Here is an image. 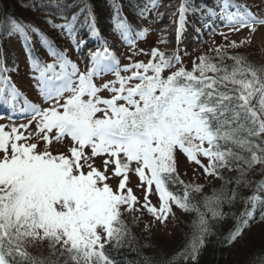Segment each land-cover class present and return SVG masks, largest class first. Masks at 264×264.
I'll list each match as a JSON object with an SVG mask.
<instances>
[{
    "label": "snow or ice",
    "instance_id": "obj_1",
    "mask_svg": "<svg viewBox=\"0 0 264 264\" xmlns=\"http://www.w3.org/2000/svg\"><path fill=\"white\" fill-rule=\"evenodd\" d=\"M159 7L160 0H145L138 18L153 11L159 16ZM190 12L204 18L194 29L198 39L205 27L217 35V20L227 28L219 32L224 42L213 40L190 69L179 48L171 55L139 48L136 42L150 27L128 22L116 4L114 30L128 47L123 64L101 36L87 0L71 18L61 13L63 23L43 21L79 49L85 41L76 39L75 24L87 14L100 46L89 50L83 70L41 27L7 21L4 31L23 41L38 96L28 99L14 81L19 65L0 58V105L27 120L0 123V264H118L109 246L120 247L130 234L125 217L133 224L150 217L144 224L149 230L153 222L176 219L174 208L196 214L186 243L170 257L145 258V264H195L213 222L226 216L225 204L243 205L226 243L253 225L264 226V64L238 51L264 29V0H215L211 7L180 0L178 41ZM33 36L47 59L37 54ZM160 43H166L163 37ZM141 55L147 60L135 59ZM189 169L197 179L201 174L224 183L194 201L191 194L203 185L182 178ZM256 175L260 179L251 178Z\"/></svg>",
    "mask_w": 264,
    "mask_h": 264
},
{
    "label": "trees",
    "instance_id": "obj_2",
    "mask_svg": "<svg viewBox=\"0 0 264 264\" xmlns=\"http://www.w3.org/2000/svg\"><path fill=\"white\" fill-rule=\"evenodd\" d=\"M175 1L177 2H175L177 5L180 2V0ZM47 2L48 0H0V40H2L0 41V58L4 59L9 66H12L13 64L19 65L18 74L21 71L26 72V68L18 62L17 57L13 53H10L11 51L3 50L5 41H9V35L4 31L6 23L14 17L32 18V15L29 14L24 16L25 13H31V11L59 17V10L49 6ZM97 2L98 0H95L89 5H95L98 7ZM140 2L141 0H119V6L122 8V13L125 16H128V22L132 23V19L138 18L136 17L137 8L140 5ZM192 2L198 7H211L214 5L215 0H192ZM86 15L87 14L85 13L84 15H80L78 18H85ZM34 16L35 21L38 20L40 23L42 18L36 15ZM94 16L96 27H101L100 29L105 33V35H107L108 28L114 27L112 23L109 26H106L108 23H103L104 25H101L102 23H100L98 15L94 14ZM89 22L90 21L87 20L82 25L87 27ZM36 25L39 26L38 24ZM80 27L81 22L76 23L75 31L80 29ZM66 42L69 43L71 40L67 37L63 40V38L58 35V45L61 44L59 46L60 48L63 49L62 45ZM35 47L37 54L42 58H45L46 51L42 53L40 46ZM239 52L245 54L249 61L254 64H264V52L263 57L260 56L259 58L255 55H250L247 50H240ZM228 63H231V61H228ZM13 76H15V74H13ZM21 78L23 77L21 76ZM223 174L226 177L235 176V173L226 171ZM251 178L258 180L260 179V176L256 175ZM218 181V186L211 188L209 192L203 190L201 193L193 192L191 194L193 200L200 201L204 195H211L213 189L220 188L224 183L219 179ZM243 191L245 195L250 194L248 190ZM242 209L243 205L238 201L232 206L227 204L223 206L222 211L226 213V216L219 221L213 222V229L211 233L205 237L204 246L199 251L195 264H250L253 260H256L258 264L259 258L264 257V235L260 237L259 234L255 233L257 231L256 228L260 225H253V227L248 230L241 239L237 240L233 244L225 242V237L235 223V214H238ZM175 213L176 219H171V226L168 227L166 231L169 236L163 234L160 235L159 233L155 234V231L152 229L144 233L139 232L137 226L131 222V218H127L126 221L129 224L130 234L123 239L120 247L113 248L109 246V251L112 256L116 258L118 264H145V258L159 260L166 256L170 257L180 251L190 235L189 225L196 214L194 212L183 213L179 209H175ZM46 254L47 253H45V255ZM177 264H185V261L180 259L177 261ZM187 264H193V262L189 260L187 261Z\"/></svg>",
    "mask_w": 264,
    "mask_h": 264
},
{
    "label": "rangeland",
    "instance_id": "obj_3",
    "mask_svg": "<svg viewBox=\"0 0 264 264\" xmlns=\"http://www.w3.org/2000/svg\"><path fill=\"white\" fill-rule=\"evenodd\" d=\"M175 2H176L175 0H166L167 7L161 8V9L159 8V13H160L159 16L156 15L155 11L154 13H152L151 15L152 21L146 20L144 22L145 27H150V31L148 32V34L146 35L144 39L138 40L136 43L139 48H144L145 51H150L152 47H159L160 50L165 51L166 54L168 55H171L173 52L177 50V48H179L184 66L190 69L191 61L201 52H207L209 45L212 43L213 40H215L217 43L224 42L222 37L219 35V32L221 31L227 32V28L223 27V25H221L220 22L217 20V23H215L214 25L217 35L215 36L211 35L209 28L207 29L206 27L202 30L201 38L198 39L196 33L194 32L195 28L190 29L187 26H182V30L180 33V39L178 41L176 28L179 26V23H178L179 14L177 13L178 5L176 4L177 2L176 3ZM249 2H251V0H249ZM256 2L258 3L259 0H256ZM167 13L169 15L166 16ZM28 14L33 15L31 13H25L24 16ZM190 36H192L193 38H191ZM161 37L165 39L166 43L157 44V41L160 40ZM231 38L236 39L235 36H232ZM84 39L85 37L82 38V40ZM107 41L112 47H114L112 48V51H114L118 56L121 57V63L122 64L127 63V60L125 59V54L128 52V47L121 41V38L120 39L115 38V43L113 44L109 40ZM95 46L96 48L100 46V40L97 39L95 36L91 35V37L85 42V44L78 49L79 51L77 50V52H75V54L72 57H70L74 62H76L79 65L81 70H83L85 67V61L88 56L89 50L90 49L93 50ZM185 49H187V53H188L187 55H184ZM240 50L241 51L247 50L250 53V55L252 56L255 55L258 58L260 56L263 57L264 29H261L260 31H258L257 34H255L253 42L250 46L246 48H241L239 49V51ZM229 51L231 52L232 50H229ZM147 58L148 57L143 56V55L135 57V59L145 60V61L147 60ZM259 62H260V59H259ZM164 75H167V72H165ZM110 78L112 77L111 76L105 77V79H110ZM18 80L21 84V85L20 84L18 85L21 87L20 88L21 91L25 94L26 91L29 89V87H27V84H25V86H22L23 80L21 78H19ZM96 83L99 84L101 83V81L97 80ZM102 95H107V93H102ZM0 123L5 124V125H10L13 122H9L7 119L1 118ZM14 123L16 124L27 123V120L26 119L17 120ZM180 171L182 174L185 171V168L183 165L181 166ZM197 176L199 177L198 179L194 177V174L189 169L187 171V175H182V178L186 182L189 180H195L196 183L203 185L206 189H208L210 186L218 184L216 182V178L214 177L205 178L201 174H197ZM127 218H130V217L126 216L125 219ZM149 219L150 217H145L141 222L135 225L139 229H142V232L149 231L150 229L145 230L144 228V224L147 223ZM170 226H171V218L163 225L153 222V227L151 229L155 231L154 232L155 234L159 233L160 235L163 234V235L168 236V232H166V229ZM256 230L257 231L255 233L259 234L260 237L264 235V226L260 225L259 227L256 228Z\"/></svg>",
    "mask_w": 264,
    "mask_h": 264
}]
</instances>
